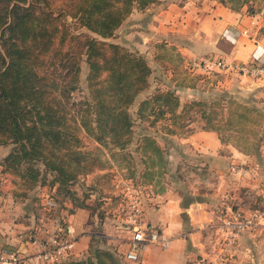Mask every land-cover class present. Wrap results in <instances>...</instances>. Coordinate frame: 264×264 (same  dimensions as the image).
Masks as SVG:
<instances>
[{
	"label": "rangeland",
	"instance_id": "rangeland-1",
	"mask_svg": "<svg viewBox=\"0 0 264 264\" xmlns=\"http://www.w3.org/2000/svg\"><path fill=\"white\" fill-rule=\"evenodd\" d=\"M224 1L225 5L218 3L228 8L235 4L233 1ZM182 2L153 0L144 8H132L112 35L102 39L122 44L128 50L142 54L151 67L149 87L130 105L133 132L131 141L124 148H116L111 143L99 144V148L93 152L96 159L92 170L79 173L76 178L67 181L60 193L57 191V182L50 185L53 178L50 171L42 172L33 187L25 188L19 175L11 176V179H16L15 183L3 178L0 164V192L11 194L14 202L23 205L15 212L21 208L22 213L27 207L32 217L37 216L36 220L40 223L49 217L55 224L65 225L69 221L63 213L71 214L80 210L73 224L85 226L91 236L87 248L79 254L73 250L71 258H83L95 247H101L114 251L120 264H136L137 259L126 258L116 247L118 243L108 240L106 232L113 225L133 226L141 221L144 203H151L148 198L151 196V184L158 185V189H174L181 194L183 201L193 197L211 199V205L216 211L222 205L230 204L228 210L216 214L217 217L208 224V233L214 237L221 253L229 252L233 244L223 248L224 244L213 225L232 210H249L239 208L241 203L236 204V201L241 198H233L234 191L225 186L224 180L250 185L247 186L250 191L246 196L250 194V197L247 198L246 206L264 213V89L252 82V78L257 77L224 70L230 66L210 71L189 69L186 61L188 58L205 55L184 57L176 44L168 42L165 31L157 29L158 24L165 19L168 8ZM260 3L262 0H253L251 6L258 8ZM67 21L70 19L67 18ZM78 32H85V29L81 28ZM87 71V63L83 60L79 86L72 95L74 100L88 92ZM157 89L173 90L180 104L192 100L203 103L194 105L195 111L192 114L186 111L182 116L172 117L170 112H165L155 118L156 112H150L139 116L138 102ZM203 109L209 110L214 131L217 135L221 133V151L226 152L234 147L246 154H239L235 162L248 172L249 167L253 168L252 177L242 175L243 169V173H232L227 160L219 166L210 164L213 155L209 152L203 155L191 142L194 139L191 133L204 129L207 123L201 113ZM155 145L161 148L160 153ZM10 149V144H0V162ZM43 180L46 184H43ZM222 189L225 190L223 195H217ZM13 190L17 191L16 195ZM47 195L54 199V207L45 204ZM137 202L141 213L135 219L134 207ZM9 203L13 204L11 199ZM25 216L29 217L30 214L26 212Z\"/></svg>",
	"mask_w": 264,
	"mask_h": 264
},
{
	"label": "trees",
	"instance_id": "trees-1",
	"mask_svg": "<svg viewBox=\"0 0 264 264\" xmlns=\"http://www.w3.org/2000/svg\"><path fill=\"white\" fill-rule=\"evenodd\" d=\"M152 1L0 0V144L11 145L0 162L3 178L15 183L11 176L19 175L31 188L42 172L50 171V185L57 182L60 193L67 181L92 170L99 144L124 148L131 141L130 105L149 87L151 67L142 54L102 39L132 8ZM232 1V10L244 6L254 14L258 9L252 8L253 0ZM81 28L85 32H78ZM83 60L88 92L74 100ZM202 103L180 104L173 90L157 89L138 102L137 112L141 117L150 112H156L155 118L165 112L176 117L192 114L193 106ZM201 113L204 129L214 130L209 110ZM218 136L222 138L220 132ZM48 264L120 261L114 251L95 247L83 258L69 255Z\"/></svg>",
	"mask_w": 264,
	"mask_h": 264
},
{
	"label": "crops",
	"instance_id": "crops-1",
	"mask_svg": "<svg viewBox=\"0 0 264 264\" xmlns=\"http://www.w3.org/2000/svg\"><path fill=\"white\" fill-rule=\"evenodd\" d=\"M196 1L192 0L190 3V0H183L180 5L168 8L165 19L157 28L165 31L168 42L176 44L184 57L212 54L232 62L264 63V2L260 3L254 14H248L245 7L232 10L214 0ZM225 69L237 71L230 67ZM252 82L264 89V76L252 78ZM191 137L194 138L191 142L203 155L206 156L208 152L213 155L210 164L219 166L225 160L230 162L229 168L231 164H239L235 161H238L236 158L243 152L234 147L226 152L221 151L223 144L214 130H196L191 133ZM249 169V172L244 173L241 169L230 170L232 173L240 172L252 177L253 168ZM224 184L234 191L233 198H241L236 201V204L241 203L239 208L250 209L246 206L247 198L250 197V194L246 196L250 191L247 186L250 185H240L230 180H224ZM157 186L151 184V196L148 197L151 203H144L140 223L148 229L164 233L168 241L164 245L156 243L146 246L139 252L136 264H264V241L257 234L242 232L230 251L221 253L214 237L208 233L210 220L217 217L216 214L228 210L230 204L226 203L216 211L211 205V199L193 197L183 201L181 194L174 189H158ZM224 189L217 195L222 196ZM10 195L0 192V246L13 245L26 254H32L40 247L32 241L34 237L44 244L62 225L55 224L49 217L40 223L36 220L37 216L32 217V212L27 207L22 213L21 208L15 212L23 205L14 202ZM10 199L13 204L9 203ZM79 211L63 213L67 215L69 222L72 221L76 234L75 254L82 253L87 248L91 236L85 226L73 224ZM26 212L30 214L29 217L25 216ZM27 219L31 221L27 222ZM134 227L113 225L106 235L108 240L117 242L116 247L125 254Z\"/></svg>",
	"mask_w": 264,
	"mask_h": 264
},
{
	"label": "built area",
	"instance_id": "built-area-1",
	"mask_svg": "<svg viewBox=\"0 0 264 264\" xmlns=\"http://www.w3.org/2000/svg\"><path fill=\"white\" fill-rule=\"evenodd\" d=\"M189 69H200L210 71L216 68H224L230 66L237 71L253 77L264 76V63L259 61L252 62H229L221 56L205 55L198 58H188ZM233 170L243 169L240 165L231 164ZM45 204L48 207H54L55 201L52 196L47 195ZM135 219L140 216L141 209L137 202L134 207ZM129 246L125 251V257L131 260H138L139 252L149 244L160 243L167 244V236L156 230L148 229L141 226V223H135ZM215 232L219 234L223 248L234 245L238 235L243 231H250L260 236L264 241V213L258 209H249L247 211L236 209L224 215L215 225ZM40 247L32 254L22 252L17 246L1 245L0 246V262L5 264H48L60 261L73 253L76 243V234L74 233L72 224L66 223L61 226L58 232L46 243L33 238Z\"/></svg>",
	"mask_w": 264,
	"mask_h": 264
}]
</instances>
